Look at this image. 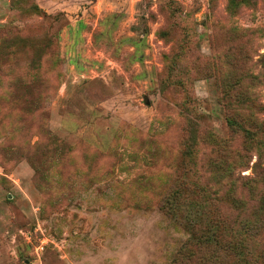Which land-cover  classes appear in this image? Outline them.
<instances>
[{"label":"rangeland","instance_id":"rangeland-1","mask_svg":"<svg viewBox=\"0 0 264 264\" xmlns=\"http://www.w3.org/2000/svg\"><path fill=\"white\" fill-rule=\"evenodd\" d=\"M0 264H264V0H0Z\"/></svg>","mask_w":264,"mask_h":264},{"label":"trees","instance_id":"trees-1","mask_svg":"<svg viewBox=\"0 0 264 264\" xmlns=\"http://www.w3.org/2000/svg\"><path fill=\"white\" fill-rule=\"evenodd\" d=\"M219 244H225V246H228V247H233V243L231 244V245H229V244H227V243H222V240H218L217 241V244H215V245H219ZM185 255L187 256V258L186 259H191L190 257L193 255V253H194V257H195V251H193L192 249H187L185 252ZM192 260H193V257H192Z\"/></svg>","mask_w":264,"mask_h":264}]
</instances>
